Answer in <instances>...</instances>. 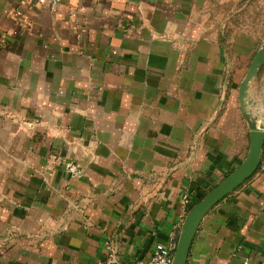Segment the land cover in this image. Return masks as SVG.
I'll use <instances>...</instances> for the list:
<instances>
[{
    "label": "crops",
    "instance_id": "0c3cea01",
    "mask_svg": "<svg viewBox=\"0 0 264 264\" xmlns=\"http://www.w3.org/2000/svg\"><path fill=\"white\" fill-rule=\"evenodd\" d=\"M252 1L0 0V264H132L176 242L188 196L249 150ZM263 256L261 160L203 218L188 264Z\"/></svg>",
    "mask_w": 264,
    "mask_h": 264
},
{
    "label": "water",
    "instance_id": "95a60500",
    "mask_svg": "<svg viewBox=\"0 0 264 264\" xmlns=\"http://www.w3.org/2000/svg\"><path fill=\"white\" fill-rule=\"evenodd\" d=\"M253 84H256L254 88L264 103V39L239 86L240 109L250 133L248 153L237 167L189 209L177 239L172 264H188L190 249L203 218L228 194L251 178L260 167L264 149V105L262 116L255 113L254 107L259 101L252 93Z\"/></svg>",
    "mask_w": 264,
    "mask_h": 264
},
{
    "label": "built area",
    "instance_id": "2783aa9c",
    "mask_svg": "<svg viewBox=\"0 0 264 264\" xmlns=\"http://www.w3.org/2000/svg\"><path fill=\"white\" fill-rule=\"evenodd\" d=\"M37 3H49V4H58L62 0H33ZM68 169L71 174L79 175L80 170L74 162L67 163ZM186 202H189L187 199ZM176 242L175 243H157L152 255L147 259H139L132 264H172L173 256L175 252ZM243 264H254L251 263L249 258L244 259ZM255 264H264V256L261 258L260 262Z\"/></svg>",
    "mask_w": 264,
    "mask_h": 264
},
{
    "label": "rangeland",
    "instance_id": "374dc122",
    "mask_svg": "<svg viewBox=\"0 0 264 264\" xmlns=\"http://www.w3.org/2000/svg\"><path fill=\"white\" fill-rule=\"evenodd\" d=\"M253 3H250L246 6L242 21L244 20L247 23L254 22V19H258L260 14L264 13V0H253ZM254 5V7H253ZM260 6H263L260 8Z\"/></svg>",
    "mask_w": 264,
    "mask_h": 264
},
{
    "label": "trees",
    "instance_id": "16d2710c",
    "mask_svg": "<svg viewBox=\"0 0 264 264\" xmlns=\"http://www.w3.org/2000/svg\"><path fill=\"white\" fill-rule=\"evenodd\" d=\"M262 160H264V149L262 152ZM210 189H201L199 187L195 188L193 192L188 196V200L190 202V208L195 205L197 202H199L205 194L209 191ZM177 243V240H176Z\"/></svg>",
    "mask_w": 264,
    "mask_h": 264
}]
</instances>
